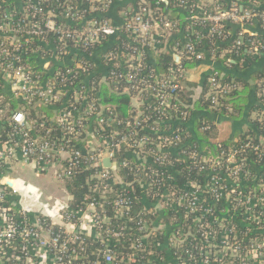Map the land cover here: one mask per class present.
<instances>
[{
  "label": "built area",
  "instance_id": "obj_1",
  "mask_svg": "<svg viewBox=\"0 0 264 264\" xmlns=\"http://www.w3.org/2000/svg\"><path fill=\"white\" fill-rule=\"evenodd\" d=\"M148 1L139 0L137 9L124 11L122 25L117 27L102 15L105 8L114 2L112 0H0V262L170 264L163 262L166 256L171 258L172 264H232L227 259L236 257L239 258L238 264H248L249 260L252 264H264V236L249 240L248 250L244 251V255H239L243 238L238 239L236 232L229 237L230 231L220 223V230H213L211 223L215 225L217 220L211 223L206 221L211 215L210 210L202 206V193L195 183L190 182L189 186L191 189L192 185L194 191L175 199L154 192L159 199L155 201L154 209L146 207V214L153 215L162 207V203L170 209H183L186 215L196 214V222L208 227L202 234L204 249L196 254L197 247L194 250H191V246L185 247V242L191 238L172 236L168 238L172 250L169 249L167 255H157L152 251L151 244L163 246L159 239L151 238H155L157 231L164 230V224L156 226L146 216L134 220L130 213L132 201L127 197L118 196L113 202V214L108 215L103 204L95 198L88 200L84 208L74 210L69 203L63 205L58 201L42 200L41 192L35 189L36 211L28 216V212L17 208V203L11 199V191L3 182V172L9 171L13 164L20 161L32 163L44 171L54 167L57 177L63 180L71 178L78 169H93V178L100 181L93 185V191H99L101 198L105 199L108 193L114 192L113 185L121 183L115 176L117 170L113 169V173L112 168H104L106 158L113 161L112 166L115 165L116 169V156L122 150L148 163L163 164L167 160L165 150L173 151L179 133L174 126L164 133L157 127L149 128V113L145 114L138 108L146 105L150 113H155L158 117L152 121L155 124L167 121L175 125L180 119L174 118L170 110L177 109L176 101L187 77L179 64L181 56L177 53L174 55L180 57L176 61L178 65L166 73L145 71L140 59L143 50L159 47L165 35L169 38L175 33H171L174 21L155 17L148 7ZM235 3H231L230 9L223 10L218 0L210 7H206L205 3L197 7L187 4L186 0H179V4L188 12L186 20L193 27L187 28V32L199 28V32L196 31L198 42L204 33L210 38H227L230 32L225 29V24L232 23L243 30L238 33L235 44H246L249 53L258 52L262 41L244 38L243 32L244 27L250 26L252 21H264V10L260 13L241 11ZM119 37L126 38L128 43L136 46L124 44L117 52L106 50V67L123 70L120 77L133 83L131 89L135 93L131 96L138 106L132 121L112 122L111 125L115 126L123 124L120 131L108 128L111 125L106 124L105 118L112 114L111 108L96 103L93 93L88 94V91L95 90L94 87H84L89 84L88 79H84V76L89 78L91 74L89 63L77 58L84 57V50L104 39ZM52 44L55 46V59H60L58 65L62 59L67 61L59 68L45 71L42 67L48 64L40 67V61L48 52L42 45ZM183 47L196 60L203 58V52L198 51L191 41H186ZM34 57L37 58L35 65L30 61ZM215 74L209 78L212 85L216 83ZM78 77L82 83L76 82ZM3 93L21 103V108L15 109L5 100ZM261 93H264V87ZM80 101H83L80 107L75 106V102L80 104ZM43 105L55 106L57 111L54 118L40 122L39 126L44 128L41 135L40 131H35L36 122L29 118L27 109ZM185 115L184 111L180 112V116ZM162 118L166 120L162 121ZM258 119L264 120V112L258 114ZM48 122H54L56 126L50 127ZM140 129L160 135L153 138L139 135ZM54 132L58 135L53 136ZM148 145H154L160 153L151 156L154 151L152 147L147 148ZM246 148L263 158L264 136L256 144H253L252 137L246 136L236 148L224 153V169L228 172L226 177L235 186L226 189L221 179L211 176L207 184L212 185L205 191L210 192L214 199L235 195L233 199L236 205L233 209L244 208V222L257 225L259 233L264 235V174L257 176L258 190L253 187L249 191L240 188L243 184L242 180L239 181L240 175L247 173L242 170L245 157L240 156ZM127 164L125 160L121 162V165ZM154 175L151 169L150 176L154 178ZM156 182L164 185L163 178ZM255 208L260 209L255 211ZM57 225L59 228L55 231Z\"/></svg>",
  "mask_w": 264,
  "mask_h": 264
},
{
  "label": "trees",
  "instance_id": "obj_2",
  "mask_svg": "<svg viewBox=\"0 0 264 264\" xmlns=\"http://www.w3.org/2000/svg\"><path fill=\"white\" fill-rule=\"evenodd\" d=\"M112 1L116 2L117 0ZM186 1L187 4L196 6L197 0ZM234 1H236L235 4L241 11L260 13L264 10V0H218L223 10L230 9L231 3ZM138 4L139 0H134L133 7L137 9ZM147 4L155 17L174 21L173 31L175 33L169 36L166 41L168 50L160 51L161 45L154 47L155 49L147 47L143 50V56L140 59L143 62L145 71L152 70L158 74L166 73L168 69L178 65L174 60V53H177L181 56L179 64L184 69L187 79L183 82L182 91L176 101L178 104L177 109L174 111L170 110V114L174 118L180 119L175 125L167 121L155 124L152 121L158 117L155 113H150L151 111L145 108L146 105L139 106L138 109L143 110L145 114L149 113L151 117V120L147 122L149 128L152 126L157 127V130H161L164 133V131L174 126L179 133V140L172 152L168 149L165 150L167 160L163 164L148 163L147 161L139 160L138 156L126 153V151H119L116 156L118 169L115 172V176L118 177L121 183L114 184L112 187L114 192L108 193L105 199L101 198L99 191H93V185L100 183L99 180L93 178V169H78L74 171L71 178L64 181L65 188L71 195L69 205L74 210L84 208L88 200L95 198L103 204L106 214L112 215L114 200L120 195L127 197L132 201L130 213L134 220L141 216H146L156 226L157 224H164L165 226L162 232L157 231L155 238H151L159 239V243L163 246L161 248L159 245L152 243L151 248L154 253L167 255L169 249L172 250V246L168 243L169 237L181 238L188 236L191 239L185 242L187 245L185 247L191 246V250L197 247L198 250H195L197 254L199 250L204 249L202 246V234L208 227L204 223L196 222V214L186 215V211L183 209H170L163 203L162 207L158 209L159 214L156 211L153 215L146 214V207H151L154 203L155 208V201L159 199L158 196L154 195V192H159L161 196L175 199L194 191L192 185L191 189L189 186L190 182L191 184L195 183L202 193V206L210 210L211 215L208 216L206 221L211 223L217 220L215 225L211 223L213 230H220V223L230 231L229 237H232V232H236L238 239L242 240L243 238L239 255H244V251L248 250V241L256 236L264 235L259 233L257 225L244 222V208L236 207L233 209L236 205L233 199L235 195L214 199L211 193H207L205 190L210 189L212 185L210 183L207 184L211 176L221 179L222 185L226 186V189L235 186L227 180L226 175L228 172L224 169L223 164L224 153L236 148L246 136L253 138V144L258 143L259 138L264 136V120H260L258 117L250 118L251 110H257L258 114L264 112V93H261L264 87V64L259 71L251 73L249 80L234 73L233 69L238 71L248 68L252 61L247 50L248 46L246 44H235L238 33L243 31L239 25L226 23L225 29L230 32V36L225 39L210 38L204 33V37L198 42L196 31L199 28L195 27L194 30H191L193 27L192 25L190 27V22L186 20L188 12L179 4V0H149ZM115 7L119 8L121 4H116ZM255 21L259 23L261 28L259 35L249 36V34L243 32V36L244 38L252 37V39L262 41L263 44H261L262 47L259 49L258 54L264 55V21L254 20L252 23L254 24ZM187 28H191L189 32H187ZM186 41H191V43L195 44V48L198 51L203 52L202 59L196 60L193 55L186 53L183 47ZM124 44H128L130 47L136 46V44L128 43V40L124 37H119L118 39L106 38L94 47L84 50L82 53L84 57H77L89 63L91 74L89 78L84 76V79H88L89 84H85L84 87H94L95 90L93 92L88 91V94L90 92L93 93L96 103L107 105L111 108L112 114L105 118L106 124L110 125L115 120L121 122L133 120L132 118L136 114L138 107L131 96L135 93L131 89L133 83L126 80L125 77H120L123 74V70L120 68L103 66L100 68L101 71L96 73V68L90 62L91 59L88 56L97 49L102 51L106 49L115 50L117 52L119 47H123ZM35 60L37 58L34 57L30 61L35 65L37 64ZM201 64H208L209 71L205 73L202 81L197 83L190 80L191 71ZM213 73H216V83L214 85L209 83V78ZM76 79V82L82 83L80 77ZM195 88H199L196 94L194 93ZM3 94L5 100L11 103L15 109L21 108V103L14 101L5 93ZM144 97L146 98V96ZM82 103L83 101H80V104L75 102V106L80 107ZM85 105H87V102ZM27 110L29 118L36 122L35 131H40L41 135L44 134V128L42 129L39 126L40 122L44 119L54 118V114L57 111L55 106L44 105L30 109L28 107ZM181 111H184L186 115L180 116ZM217 116L222 117L223 120L217 119ZM243 116L245 118L249 117V119H246L248 126L244 127L243 130H241L240 126L236 129L233 128L232 122L242 120ZM161 120L165 121L166 119L162 118ZM189 121H191V130L187 126ZM47 125L50 127L56 126L54 122H48ZM108 128L110 130L117 128L120 131L123 128V124L111 125ZM108 128L106 127V129ZM96 130L102 132L100 129ZM96 130L95 134L97 133ZM56 134L54 132L53 136ZM138 134L147 135L150 138L160 135L158 133L153 134L148 129H140ZM150 147L154 151L150 154L151 156L154 153H160L154 145L147 146V148ZM141 156L144 157L143 153H141ZM241 157H245L242 170L247 173L240 175L239 181L242 180L243 182L240 188H245V190L249 191L253 187L258 190L257 176L264 174V157H257L256 153L250 148H246ZM124 160L128 163L127 165H121ZM218 162L222 164L217 165ZM151 169L155 173V179L150 176ZM160 178H163L164 185L157 184L156 180H160ZM259 209L255 208V211H259ZM115 221L121 222L123 220ZM58 228L59 226L57 225L54 230L57 231ZM194 256L198 257L197 255ZM230 261H232V264H238L239 258L227 259V262ZM213 264L218 263L214 262ZM248 264H252L251 260H249Z\"/></svg>",
  "mask_w": 264,
  "mask_h": 264
},
{
  "label": "crops",
  "instance_id": "obj_3",
  "mask_svg": "<svg viewBox=\"0 0 264 264\" xmlns=\"http://www.w3.org/2000/svg\"><path fill=\"white\" fill-rule=\"evenodd\" d=\"M83 1V0H81ZM88 1V0H85ZM215 0H212V3H214ZM120 5L121 7H115V5ZM134 4V0H117L116 2L112 3L111 5H108L105 8V11L102 13L103 16L109 18L117 27H121L122 25V13L127 10H135L136 8L133 7ZM128 6V7H126ZM130 6V7H129ZM261 30L259 23L258 22H254L250 24V26H245L244 27V31L247 34H253V35H259V31ZM43 48H46L48 55H52V56H45L41 61H40V67L43 64H48V66L46 67H42L43 70L48 71L50 69L54 68H59L63 62L65 63L67 61H65V59H62V61H60V65H58L59 60L60 59H55L54 54V44L52 45H42ZM107 50V49H106ZM106 50L102 51L101 49H97L95 52H91L88 56V58H90V62L93 63L94 67L96 68V73H98L100 70V68H102L103 66L106 67L107 66V62H106V58H105V52ZM168 50L167 48V43L162 46V48L160 49V51H165ZM259 52H255V53H250V57L252 59L251 64L248 68H244V69H240V70H235L233 69L234 73L239 74L243 77H246L248 80L250 79V75L251 73L255 72V71H259L264 64V55L263 54H258ZM257 54V55H255ZM209 71V65L208 64H201L199 65L195 70L191 71V76H190V80L194 81V82H201L205 73H207ZM254 85V83H252ZM199 88H195V94L198 93ZM134 104V103H132ZM137 106V105H136ZM253 106V105H252ZM250 118H256L258 117V113L257 110H251L250 111ZM219 120H223L222 117H218ZM246 119H249V117L245 118V116H243L242 120L239 121H233L232 122V127L233 128H238L240 126L241 130H243L244 127L248 126ZM234 124H238V125H234ZM188 129L191 130V121H189L187 123ZM110 163H104L103 166L104 168L107 169H111L112 172L114 173L113 169H116V166L113 165V161H111L109 159ZM27 169H29L31 175H33L34 178L38 179V182L40 184H38V186H36V184L26 181L23 177L19 176L20 172H23ZM56 171L54 167H50L49 170L44 171L39 169L38 167H36L35 165H33L32 163H22L17 162L15 164H13L10 168V170L3 172V175L5 176V178H3V182L5 183V185L7 186V188H9V190L11 191V199L15 201V203H17V208L28 212L27 215L31 216L33 213L30 212H34L36 211L35 209V205H34V198L36 196L35 193V189H37L38 191L41 192L42 194V200L44 201H49V202H54V201H58L63 205H67L71 199V195L69 194V192L66 190L65 185H64V181L61 178H58L56 175ZM148 208L153 209L154 208V203L153 205ZM158 212V209L157 211ZM160 212H158L157 214H159ZM57 220V219H56ZM158 226V224H157ZM163 228H165V226H163ZM164 263H170L172 264V260L170 257H166L165 259H163ZM1 264V262H0ZM2 264H5L4 262Z\"/></svg>",
  "mask_w": 264,
  "mask_h": 264
},
{
  "label": "rangeland",
  "instance_id": "obj_4",
  "mask_svg": "<svg viewBox=\"0 0 264 264\" xmlns=\"http://www.w3.org/2000/svg\"><path fill=\"white\" fill-rule=\"evenodd\" d=\"M204 3L206 4V7L212 6V0H197L196 5H197V7H200V6H203ZM197 9H202V8H197ZM171 33H174V31H171ZM167 39H168V35H165V37L163 39L164 42L162 44L163 46L166 44ZM162 45H161V48H162ZM19 176L23 177L26 181H29V182L36 184V186H38V184H40L38 182V179L34 178L33 175H31L29 169H27V168L25 171L20 172Z\"/></svg>",
  "mask_w": 264,
  "mask_h": 264
},
{
  "label": "water",
  "instance_id": "obj_5",
  "mask_svg": "<svg viewBox=\"0 0 264 264\" xmlns=\"http://www.w3.org/2000/svg\"><path fill=\"white\" fill-rule=\"evenodd\" d=\"M179 58H180L179 56L174 55V60H175V61H179ZM105 163H108V164L110 163V161H109L108 158L105 159Z\"/></svg>",
  "mask_w": 264,
  "mask_h": 264
}]
</instances>
